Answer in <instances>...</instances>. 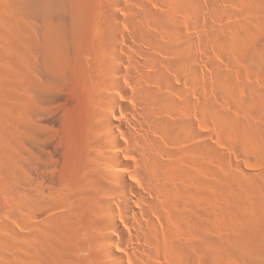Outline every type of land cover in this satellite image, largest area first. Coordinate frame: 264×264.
I'll use <instances>...</instances> for the list:
<instances>
[{
  "label": "rangeland",
  "instance_id": "1",
  "mask_svg": "<svg viewBox=\"0 0 264 264\" xmlns=\"http://www.w3.org/2000/svg\"><path fill=\"white\" fill-rule=\"evenodd\" d=\"M36 1L0 0V264H102L94 255V243H91L94 233L90 228L89 234L87 227L91 226L90 221L84 218L86 222L83 216L77 215L82 208L77 209L79 206L76 205L79 196L85 192L83 181L87 177L82 175L88 168L87 160L91 159L88 150L91 149L93 129L100 111L98 101L104 91L101 63L106 43L103 39L107 30L106 11L115 10L121 22V32L132 38V30L138 22L131 23L135 20V14L131 13L137 10L138 3L133 0ZM260 1V5L263 4L264 0ZM108 2H114L113 10ZM157 3L153 1L156 7L165 10L164 3ZM190 4L187 9L189 16L198 10L204 14L193 33L191 31V45L199 49L207 60L204 59L206 64L203 63L206 68L201 66L202 80L197 87L185 79L187 86L194 93L203 91L201 94L209 98L206 101L212 103L213 108L223 111L230 121L234 119L238 125V120L241 126L247 122L254 126L258 124L260 130L250 138L242 134L244 130L239 125L240 130L232 126L228 130L219 117L213 115L211 104L208 105L212 110L206 108L204 99L195 101L191 97L189 103H184L182 97L177 98L182 103L176 106L179 108H170L168 117L177 121L183 116V109H188L189 115L191 113V117L202 127L211 149L209 154L203 153L201 160L195 155L186 160L187 170H192L193 166V169L201 167L204 170L200 176L191 175L192 188L185 183L187 186L183 185L181 197L188 204L199 201L200 190L196 187L199 180L196 177L203 180L204 235L207 239L203 252L205 264H264V69H259L250 58L252 51L264 43V38L257 35L253 24H250V40L247 36V40L235 43L231 39L230 28L235 21H239L238 17L241 20L244 17L250 23L249 15L255 18L264 14V4L261 15L243 11L244 5L229 4L226 0H199ZM187 21L193 22L190 17ZM212 32L213 35L216 32L222 35L221 40L215 42L210 34ZM203 33L210 34L211 38L208 35L204 38ZM225 70L226 73H223ZM219 77L222 79H217ZM225 79L226 83L229 82L227 85ZM219 80L224 83L220 81L221 85L227 86L226 89L219 86ZM124 86L127 87L125 83ZM17 180L25 181L27 190L16 196L10 186ZM179 182L178 185H182ZM61 188H68L63 199ZM72 194L77 196L78 202L74 200L73 203ZM172 220L170 230H179L172 231L170 235L175 233L173 239L178 238L176 241L187 245L197 242L187 226L183 227V222H178V219L176 222L175 219V224ZM83 223H86L85 226ZM221 243L227 244V248ZM166 251L159 252L161 262L154 264H180L178 257H170ZM199 260V264L204 261Z\"/></svg>",
  "mask_w": 264,
  "mask_h": 264
},
{
  "label": "bare ground",
  "instance_id": "2",
  "mask_svg": "<svg viewBox=\"0 0 264 264\" xmlns=\"http://www.w3.org/2000/svg\"><path fill=\"white\" fill-rule=\"evenodd\" d=\"M42 1L45 2L44 0ZM133 1H135V4L138 3V8L137 10H135L136 12L134 11V13H131L135 14V20H133V17L131 16V18H129L133 20L131 21V23H134V21L135 23H138L135 24L136 28L132 30V38L125 35L123 31L121 32V29L119 27V23L121 22L117 17L118 15L115 14V10L114 12L108 10L106 11L107 15L105 20L107 21V30L105 32L106 35H104L105 38H103L105 39L104 41H106V43L105 46H103L104 48L102 50V63L100 62L101 72L103 76L101 80H103L102 85L104 87V91L100 94V98L98 101L100 111L98 113L97 124L93 129L95 135L93 134L91 149L88 150L90 151V154L88 153V155L91 156V159L90 161L87 160L88 168L87 170L86 168L84 170L87 174L85 175V172L83 171L84 174L82 175L83 177H87L85 178L86 182L83 181L85 183H83V185L85 186V192L83 195L79 196L80 199L82 198V201L80 202L79 199V203H77L76 205L79 206L76 207L77 209L82 208V210L81 212L79 210L80 215L79 212L77 215L79 217L83 216L82 219L85 218L90 221L88 222L84 219L86 222L91 224V226L87 225V227L89 228L87 229L89 230V234L91 232V229L94 233L93 237L91 238V243H94L95 248L94 255L98 260L102 262V264L159 263L161 261L158 257V254L163 249H167L166 252L169 253L170 257H178L179 259H177V261L179 260L180 264H196L199 259H204V261L202 260L203 263L202 261L200 263L205 264L204 262L206 257L205 255H203V252L207 245V239L204 235L206 226L204 222L205 209L202 204V200L204 197V191H202V188L204 182L203 180L200 181L199 177H196L199 180L196 187H199L200 190V192L198 193V198L200 200L197 202H191L190 204L185 203L182 200L183 197H181V190L186 184L189 185L190 188H192V182L190 178L193 176L191 175L195 174V176H200L202 174V171L204 170V168L202 170L201 167L193 169L194 166L192 170H187V166L185 165L186 160H191L192 155H195L199 160H201L203 153L206 154L207 152V154H209L208 152L211 149H209L208 142L205 140V133L203 132L202 127L200 128L199 124H197L198 122H196V120L191 117V113L189 115L188 109H183V116H181V118L176 117L177 121H174L173 118H170L171 116L168 117L169 115H167V111L170 110V108L179 106V102L182 103V100H177V98L179 99L180 97H182L184 103H189V101H191V97H194L195 101H201V99H204L206 102V104L204 102L206 108L211 109L209 105L211 104L212 106V103L207 102L209 101V98L207 99L205 98L204 94H201L204 92H200L201 90L195 93L191 92V88L187 86L185 82V79H188L190 83L197 87L199 82L202 80V78L200 77L202 74L201 66L205 67V62L207 59L205 58V56L203 58L201 50V53H199V49L196 50L195 48H193V46L191 45L193 41L191 40H193L192 33L196 29L195 25H198L201 17L204 14L199 10L196 12H194L193 10L194 13H192V16L188 15L189 10L187 11V9L191 5L190 3L193 4V2H199V0ZM153 1L156 5L159 4L157 2L164 3L166 6L165 10H161L164 8L159 9L158 7H156V5L153 4ZM226 2H228L229 4L238 3L244 5L245 10L243 11L247 10L251 14H253V12H255V14L259 13L260 15L264 13H261L260 11L261 9H263V7L261 8V6L264 4V1H262L263 4L261 5L260 0H226ZM110 5L113 6L114 2ZM113 9L114 6L112 10ZM191 12L192 11H190V14ZM187 17H190L193 22L187 21ZM248 17H251L250 23L247 22L244 17H242V20L238 17L239 21H235L234 24L232 23L233 25H231L230 28L232 32L231 34H233L234 38L232 37L231 39H234L233 41H235V43L241 42L242 40H247L248 37L250 40L249 35L252 34V24L253 28L256 29V34L258 32L257 35L263 36L264 38V14L255 18L253 17L254 19L250 15ZM228 26H226V28H228ZM219 27L221 28V25ZM207 32H209V30H207ZM229 33H227V36ZM210 34H212L211 37L213 36L215 38H213L215 42L221 40L220 36L222 35H217V32L216 35H213V32ZM256 34L255 36H257ZM207 35V33L204 34V38H206ZM249 51L251 53L250 49ZM250 56L251 61H253L259 69H264V43L260 45V48L257 47V49H254ZM231 57H233V55ZM203 63L205 64L203 65ZM231 64L232 63H230V65ZM226 71L227 70L223 71V73H226ZM183 77H185L184 80ZM220 78L221 77L217 79ZM226 79L224 83L227 85V83L229 82L226 83ZM220 81L222 83V80H219V84ZM124 83L128 88L124 86ZM226 85L220 84L219 86H225L226 89ZM234 87H236V85H234ZM254 88H252V91ZM234 94L236 93L234 92ZM212 109L211 110L213 111V115L217 116L216 118L219 117L222 124L227 127L226 129H230L231 126V128L236 129H238L239 126L243 127L242 129L244 130V132L242 134L249 135V138L250 135H257L259 133L258 131L260 129L258 128L259 126H257L258 124L254 126L253 124L251 125L247 122L246 125H249V127L246 125L241 126L240 122H238V120L236 119L237 123H239L238 126L237 124H235L236 122L233 121L234 119L231 118L232 120L230 121V119L228 118L229 116L226 118V116H224L225 114H223V111H219L217 107L213 108L212 106ZM243 114L245 115V113ZM252 114L250 116H252ZM195 118L198 117L196 116ZM234 125L237 127H233ZM260 132L262 133V131ZM193 138L195 141H193ZM261 141L263 142V139ZM205 172H207V170ZM17 181L12 182L10 186L12 190L11 192H15L16 194L13 193V195L16 196L20 195V192L22 193V191H25L26 189L25 181ZM178 181L182 182V185H178ZM67 193L68 188H61L62 199ZM223 193L225 194V192ZM74 196L76 197L75 199ZM72 198L73 203L74 200L78 202L76 195H73ZM72 208H74V206ZM175 219L176 222L177 219L179 220L178 222H183V227L187 226V228L191 231V234H193L194 237L197 238L196 243L187 245L181 243V241H176L178 238L173 239V235L175 234L174 232L179 231L173 228L172 231H175L173 232V235H170L172 234V231L170 230L172 226L171 220L174 222ZM176 222L174 223L176 224ZM83 224L85 226L86 223ZM167 224H170V226ZM163 225L167 226L163 227ZM176 236L177 235H175V237ZM167 239H169V241H166ZM226 245L222 244V246L224 247ZM215 246L218 247V245H216V242ZM228 246L232 247L230 245ZM231 251L233 252V250ZM231 255L233 254L231 253ZM221 263L224 264V262ZM197 264H199V262ZM257 264L259 263L257 262Z\"/></svg>",
  "mask_w": 264,
  "mask_h": 264
}]
</instances>
